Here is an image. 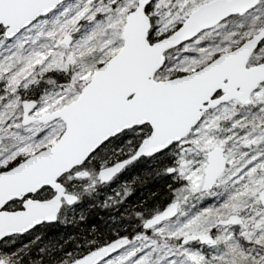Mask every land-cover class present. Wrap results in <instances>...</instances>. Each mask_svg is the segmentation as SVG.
Masks as SVG:
<instances>
[{"label": "snow or ice", "instance_id": "snow-or-ice-1", "mask_svg": "<svg viewBox=\"0 0 264 264\" xmlns=\"http://www.w3.org/2000/svg\"><path fill=\"white\" fill-rule=\"evenodd\" d=\"M0 264H264V0H0Z\"/></svg>", "mask_w": 264, "mask_h": 264}]
</instances>
